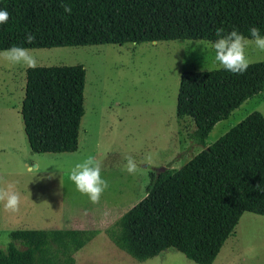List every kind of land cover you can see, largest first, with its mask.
I'll return each instance as SVG.
<instances>
[{"label": "trees", "instance_id": "trees-1", "mask_svg": "<svg viewBox=\"0 0 264 264\" xmlns=\"http://www.w3.org/2000/svg\"><path fill=\"white\" fill-rule=\"evenodd\" d=\"M0 8L9 13L0 24V50L212 41L221 28L248 38L251 27L264 34V0H0ZM85 85L81 64L26 69L21 113L34 152L78 149ZM262 91L264 60L250 62L242 74L182 73L177 114L193 119L189 136L204 148L178 170L152 174L146 196L106 230L119 248L143 261L174 247L198 264H212L244 212L264 215V114L255 110L206 142L217 122ZM97 233L12 230L0 264H75V252Z\"/></svg>", "mask_w": 264, "mask_h": 264}, {"label": "rangeland", "instance_id": "rangeland-1", "mask_svg": "<svg viewBox=\"0 0 264 264\" xmlns=\"http://www.w3.org/2000/svg\"><path fill=\"white\" fill-rule=\"evenodd\" d=\"M202 43L203 50L197 46ZM26 49L33 66H84L85 112L77 150L34 152L21 113L28 67L0 56V192L15 191L19 197L15 211L0 200V247H7L16 229H86L98 233L75 252V264H198L174 247L139 261L106 230L146 196L152 174L176 171L204 148L189 136L193 119L178 116L177 97L185 70L214 69L211 41ZM245 50L249 63L264 60V51L250 38ZM255 110L264 114V91L217 122L207 144ZM89 157L106 182L96 202L69 179L74 166ZM127 157L136 164L132 173ZM212 264H264V215L244 212Z\"/></svg>", "mask_w": 264, "mask_h": 264}, {"label": "clouds", "instance_id": "clouds-1", "mask_svg": "<svg viewBox=\"0 0 264 264\" xmlns=\"http://www.w3.org/2000/svg\"><path fill=\"white\" fill-rule=\"evenodd\" d=\"M65 11L69 12L70 8L65 6ZM8 16V11L0 8V24L5 23L8 20ZM249 33L255 47L264 51V34L261 33L260 29L251 27ZM216 37V39L211 41V50L213 52L211 68H219L234 74L244 73L249 66L245 50L246 42L249 38L236 29L225 33L222 28L216 30ZM31 39V36L27 37L28 41ZM197 46H202V50L206 47L203 43ZM0 56L12 64H21L27 67H31L34 64L33 57L29 55L28 50L20 46L13 45L7 49L0 50ZM126 161L127 171L129 173L135 171L136 164L132 158L127 157ZM100 173L101 169L99 165L94 163L92 158L89 157L74 166L69 174V179L79 192L86 194L92 202H96L106 187V182ZM0 200H3V207L5 209L12 211L16 210L19 203L18 194L11 190L0 192Z\"/></svg>", "mask_w": 264, "mask_h": 264}, {"label": "water", "instance_id": "water-1", "mask_svg": "<svg viewBox=\"0 0 264 264\" xmlns=\"http://www.w3.org/2000/svg\"><path fill=\"white\" fill-rule=\"evenodd\" d=\"M154 42H156V41H154Z\"/></svg>", "mask_w": 264, "mask_h": 264}]
</instances>
